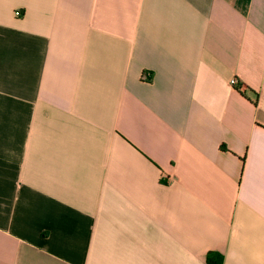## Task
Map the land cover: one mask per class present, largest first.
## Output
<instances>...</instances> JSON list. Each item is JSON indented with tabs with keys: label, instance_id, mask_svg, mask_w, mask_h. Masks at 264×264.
<instances>
[{
	"label": "crops",
	"instance_id": "obj_1",
	"mask_svg": "<svg viewBox=\"0 0 264 264\" xmlns=\"http://www.w3.org/2000/svg\"><path fill=\"white\" fill-rule=\"evenodd\" d=\"M209 254L264 264V0H0V264Z\"/></svg>",
	"mask_w": 264,
	"mask_h": 264
},
{
	"label": "built area",
	"instance_id": "obj_2",
	"mask_svg": "<svg viewBox=\"0 0 264 264\" xmlns=\"http://www.w3.org/2000/svg\"><path fill=\"white\" fill-rule=\"evenodd\" d=\"M16 15L19 16L20 12H17ZM231 84L234 86H237V88H239V90L241 89V86H240L239 81L237 79H232Z\"/></svg>",
	"mask_w": 264,
	"mask_h": 264
},
{
	"label": "trees",
	"instance_id": "obj_3",
	"mask_svg": "<svg viewBox=\"0 0 264 264\" xmlns=\"http://www.w3.org/2000/svg\"><path fill=\"white\" fill-rule=\"evenodd\" d=\"M207 261H208L209 264H214L213 258H212V254L208 255Z\"/></svg>",
	"mask_w": 264,
	"mask_h": 264
}]
</instances>
